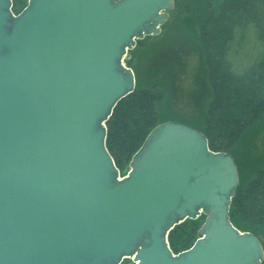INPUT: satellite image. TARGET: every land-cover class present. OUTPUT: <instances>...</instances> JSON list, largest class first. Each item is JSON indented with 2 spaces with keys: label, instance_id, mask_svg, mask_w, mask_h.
I'll list each match as a JSON object with an SVG mask.
<instances>
[{
  "label": "water",
  "instance_id": "obj_1",
  "mask_svg": "<svg viewBox=\"0 0 264 264\" xmlns=\"http://www.w3.org/2000/svg\"><path fill=\"white\" fill-rule=\"evenodd\" d=\"M0 0V264H262L260 239L231 222L234 157L198 129L156 126L128 174L106 123L132 94L124 60L158 36L175 0ZM205 216L174 254L168 235Z\"/></svg>",
  "mask_w": 264,
  "mask_h": 264
},
{
  "label": "trees",
  "instance_id": "obj_2",
  "mask_svg": "<svg viewBox=\"0 0 264 264\" xmlns=\"http://www.w3.org/2000/svg\"><path fill=\"white\" fill-rule=\"evenodd\" d=\"M12 1L13 12L19 14L29 0ZM189 2L188 11L192 13L190 26L201 47L210 84L203 109L204 123L201 126L190 125L207 137L210 150L229 152L234 157L240 185L232 200L231 222L239 231H250L257 235L255 230L264 229V162L246 180L232 152L240 138L264 117V57L242 72H237L230 60V53L237 34L243 40L249 29L264 45V0ZM177 8L178 0H175L174 10ZM159 38L148 36L137 40L136 47L128 52L129 58L124 62L134 71L136 88L116 105L106 123V146L122 176H125V168L150 132L170 120L161 111L164 105L162 100L168 97V80H160L158 69L153 66L155 73L152 78L155 81L150 83L148 80V84H142L134 68L140 46ZM205 218L203 215L197 220L188 219L170 231L168 244L174 254L184 252L195 244Z\"/></svg>",
  "mask_w": 264,
  "mask_h": 264
},
{
  "label": "rangeland",
  "instance_id": "obj_3",
  "mask_svg": "<svg viewBox=\"0 0 264 264\" xmlns=\"http://www.w3.org/2000/svg\"><path fill=\"white\" fill-rule=\"evenodd\" d=\"M189 3V0H178V8L169 14L168 24L165 28L161 27L158 35L161 38L140 46L134 68L142 84H148V80L150 83L155 81L152 78L155 73L153 66L158 69L160 80H168V97L162 100L161 111L169 116L166 117L169 121L201 126L210 84L201 47L190 26L192 13L188 11ZM263 57L264 45L257 41L252 29L243 40L237 34L230 53L237 72H242ZM232 153L242 176L248 180L251 172L264 162V117L240 138ZM128 167L125 168V176ZM255 232L264 247V229Z\"/></svg>",
  "mask_w": 264,
  "mask_h": 264
},
{
  "label": "built area",
  "instance_id": "obj_4",
  "mask_svg": "<svg viewBox=\"0 0 264 264\" xmlns=\"http://www.w3.org/2000/svg\"><path fill=\"white\" fill-rule=\"evenodd\" d=\"M132 261V264H137V262L135 261L134 257L130 258Z\"/></svg>",
  "mask_w": 264,
  "mask_h": 264
},
{
  "label": "flooded vegetation",
  "instance_id": "obj_5",
  "mask_svg": "<svg viewBox=\"0 0 264 264\" xmlns=\"http://www.w3.org/2000/svg\"><path fill=\"white\" fill-rule=\"evenodd\" d=\"M125 263H128V261H125Z\"/></svg>",
  "mask_w": 264,
  "mask_h": 264
}]
</instances>
